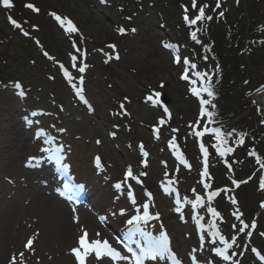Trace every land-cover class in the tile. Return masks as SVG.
Instances as JSON below:
<instances>
[{"label": "rangeland", "instance_id": "1", "mask_svg": "<svg viewBox=\"0 0 264 264\" xmlns=\"http://www.w3.org/2000/svg\"><path fill=\"white\" fill-rule=\"evenodd\" d=\"M154 1L157 3L162 0ZM177 1L186 2L191 17L198 15L194 14L190 8L193 0H176L175 2L171 0L168 2L170 3L169 7L149 6L146 11L138 10L132 6V12L136 10L135 14L131 16L133 22L124 20L122 25L120 24V12L116 11L112 5L113 0H12L14 6L11 9L4 8L0 4V143L3 141L0 147L4 149V152L0 153L2 154L0 164L8 161L5 160L7 154L4 153L11 151L13 145H16L14 137L12 139L7 135L10 132H7L9 130L7 126L9 120L7 119L11 116L14 117L16 122L12 124L20 129L25 126L23 120L30 117L31 111L42 110L44 116L39 119V127L50 128L52 131L64 129L67 132L68 141L73 139L82 146L93 144V141L97 146L95 140L99 141L98 153L102 155L105 167L114 178L124 177L123 171L127 163L135 173H139L141 170L143 175L148 173L147 182L143 181L144 186L156 190L159 199L155 198L153 204H156V207L154 206V209H158L162 213L163 219L166 221L165 224L174 238L176 248L183 258V264H189L188 254H191L194 260L208 264L210 259L214 260L211 251L206 246L204 247L200 241L198 242L194 236L190 235L187 238L186 234L189 235L191 224L184 223L182 217L175 214L177 207L164 201V197L159 191V186L165 178L181 177L182 188L185 189L183 191L188 193V188L197 184L196 170L187 172L181 166H177V164L180 165V161L173 164L167 159L164 139L175 130H179L191 150L195 144L198 146L201 144L200 139L194 141L191 135L194 131L200 130L195 123L202 121L203 114L201 99L191 91L193 87L200 90L202 86L201 76L198 75V73L200 74L199 67L189 63L190 77L187 80L182 79V76L186 74L184 72L186 63L182 62L181 65H177L173 59L174 52L164 49V43L180 39V19L187 12L180 7L176 8ZM26 2L36 4L40 9L39 12L45 15L44 20L38 19L29 10H25ZM217 3L218 0H199V4L207 5V12L214 15L215 20H217L218 13H223L221 16L223 24L228 21L235 24L238 21L242 22V13L249 19V24L256 23L252 34L256 35V40H253L252 44L245 49L247 54L244 53L241 60L246 69V78L243 82H239L240 84L233 86L235 96L246 95L256 85L264 82V0H224L216 9ZM159 12L164 15L165 26L161 24L162 16ZM52 13L71 20L77 31H67L66 24L61 25V28L60 22L55 19ZM9 16L16 18L22 25L25 24L23 29L28 30L31 37H26L19 29L12 27L8 19ZM26 23L29 27L32 24L39 25L40 32L34 35ZM120 28L125 29L123 33L119 31ZM132 29L136 31H132ZM36 37L51 54L57 55L58 59L65 58L63 62L70 68H72L73 57L78 53L83 56L87 55L86 58L91 65H95L86 76L87 91L85 89L83 93L84 104L74 102L72 96L74 92L71 87L69 91L65 92L62 84H56L50 80L49 73H56L59 61H49L48 65H52V69L48 74L43 72L44 68L39 61L38 54L40 45L32 39ZM107 44L116 47L109 49L106 47ZM101 49H103L102 53ZM184 50L189 53L185 47ZM106 52H109V57H111L108 58V63L105 62ZM234 52L238 56L240 55L239 51ZM114 55L119 56L118 61ZM16 79L25 83V91L29 95L25 100L15 96L10 87L12 81ZM63 84H65L64 81ZM156 92L167 95L170 104L166 108L163 105L158 106L159 109L150 107L151 103L146 99V95H153V99L156 100L158 99L154 95ZM236 99L238 98L236 97ZM122 103L126 109L125 114L120 111ZM2 111L10 115L4 119ZM159 118L165 121L169 120V125L164 127L160 141L154 140L151 134V127L157 124L156 119ZM4 138L8 142L5 143ZM142 145L145 148L143 152L148 154L146 160L139 152ZM192 156L193 164L200 168L201 159L197 158L196 153H193ZM240 157H244V154L241 153ZM162 159L166 160V164L162 162ZM143 160L146 161V167L142 164ZM247 160L251 161L250 158H242V161H238L237 166H247ZM18 162L22 167L24 156ZM88 162L90 164V158ZM201 171L204 172L203 169ZM252 174L254 175L253 172L250 173V175ZM4 176L6 174L2 173L0 180L6 183ZM202 176L204 179L207 178V176ZM253 178L255 180V175ZM140 189L142 190V188ZM254 191V187L250 185L244 187L241 190L240 201L246 211L251 209L257 213L261 209L260 207L257 209L258 199ZM210 193L206 194L207 199ZM0 194L2 197L6 195V192L1 191ZM142 194L139 193L140 198L141 195L144 196V193ZM182 198L181 201L183 204L185 203L184 207L188 208L190 200H187L185 195ZM203 198L205 199L204 196ZM148 202L150 201L148 200ZM199 219L201 216L198 218V222H201L202 219ZM258 221L260 223L258 230L264 232V212L259 215ZM232 222L234 220H231ZM207 227L208 224L205 225V230ZM258 230L256 227L253 236L250 233L247 237L252 239ZM28 235V233L25 234L19 242L20 246L10 250V253L5 256V264L10 262V256L18 254L22 250ZM75 238L76 236L73 238V243H75ZM35 245V254H28L24 259L26 264H37L38 261L42 262L43 260L39 256L46 249ZM68 248L50 243V250L45 253L46 259H59L63 252L69 254ZM48 254H51L50 257ZM232 254L229 256L230 259L226 260V264H232L237 260L241 261V264H251L249 260L242 257L241 250Z\"/></svg>", "mask_w": 264, "mask_h": 264}, {"label": "trees", "instance_id": "2", "mask_svg": "<svg viewBox=\"0 0 264 264\" xmlns=\"http://www.w3.org/2000/svg\"><path fill=\"white\" fill-rule=\"evenodd\" d=\"M153 1L113 0L112 3L114 9L120 12L121 19L125 20L132 16V6L140 10L147 7L149 3L154 5ZM170 1L164 2L162 0L155 3V5L169 7L170 3L168 2ZM177 7H179L178 2ZM242 15L243 23L238 21L236 24L230 22L223 24L220 18L215 20L214 16H211L212 19L209 20L205 16L198 23V35L200 38L194 43V47L198 49L199 54L205 53L208 56L212 72H214L210 83L213 95H208L209 104L203 122L205 123L206 121L208 126H222L219 133L205 137L207 159L211 174L210 185L214 188L233 184L238 180L245 179L250 173L258 171L256 180H248L245 184H241L237 191L221 195L218 203L219 207L226 209H233L239 205V202H241V190L249 185L255 189L254 192L258 199L257 209L264 204V188L260 187L261 182L264 181V124L262 113L256 103L248 97L253 89L246 95L242 94L241 96H235L233 91V86L240 84L239 82H243L246 78V69L241 62L242 55L245 53V49L256 39V35H252L256 28V23L251 22L249 24V19L244 17V13ZM35 17L44 20L45 15L39 13ZM38 19L35 18L37 22H39ZM40 30L41 27L36 33ZM182 38L187 41L188 33L183 34ZM197 43H200V45ZM234 51H239L240 55L238 56ZM41 64L45 72L49 71L50 67L46 62L43 61ZM54 82L60 84L58 78H55ZM262 84L260 83L254 88H258ZM241 137L242 142H240ZM227 148H231L232 151H226L221 156L220 151ZM248 151L253 152V157L248 154ZM241 153L244 154L242 158H250L251 161L247 160L248 165L246 167H235L238 161L242 160L240 157ZM233 200L236 202L233 203ZM242 206L240 203V207ZM242 208V218L249 219L256 215V211L251 209L246 211L244 206ZM234 217L239 218L236 213H234ZM259 237V241H261V243L259 242V250L264 255V238L262 236Z\"/></svg>", "mask_w": 264, "mask_h": 264}, {"label": "bare ground", "instance_id": "3", "mask_svg": "<svg viewBox=\"0 0 264 264\" xmlns=\"http://www.w3.org/2000/svg\"><path fill=\"white\" fill-rule=\"evenodd\" d=\"M3 112V111H2ZM10 115L3 112L2 116L5 117ZM37 115H35V120L37 121ZM7 119V118H6ZM9 127L10 131L7 135L9 138L14 137V142L11 151H5L7 158L0 164V178L1 174L4 173V181L0 180V192L5 191V196H0V264H5L4 258L10 253V250H14L20 246L19 242L25 234H29L28 237H32L35 244L39 245L40 248H45L39 257H42V262L37 264H76L72 255L63 252L61 258L56 260L46 259V252H49L50 243L58 244L59 246L69 247L71 249L75 246L74 236L76 235L75 228L84 226V228H89L93 233L96 230L104 231L99 228L96 219L89 213H76L78 214V224H73L72 213L69 209L65 207L63 202L51 195L49 192L51 186H54L53 180L46 182V187H43L41 179L35 177L36 173L32 172L30 168H26L28 157L33 156L34 153L39 152L40 145L38 141L31 138L25 130L24 127L16 128L14 124L16 120L14 117H10ZM30 122H34V118L31 117ZM38 129V126H34L32 130ZM7 138V136H5ZM4 138L6 143L7 139ZM96 139V138H95ZM94 139V140H95ZM8 142V141H7ZM67 143L72 144L70 148L72 149V156H70L72 161V170L75 171L81 180H87L89 182L94 181V173L97 171L93 164L94 158L98 152V147L90 143L81 145L79 142L72 139V141L66 140ZM96 142V140H95ZM3 141L0 145L2 146ZM0 153L4 149L0 147ZM61 149V146H57ZM2 154H0L1 156ZM24 156L23 166L19 165L18 160ZM90 158V164L88 162ZM29 167H32L28 165ZM115 173V171L113 170ZM116 174V173H115ZM106 175V174H105ZM8 177V178H5ZM113 178V177H112ZM8 180L11 184L9 185ZM124 191V189H123ZM1 195V194H0ZM102 195V193H100ZM104 198L109 202L110 196L106 190L103 191ZM102 195V196H103ZM114 203L108 211L104 210V213L111 216L114 223L122 225L125 223V218L129 212H135V206L128 203L126 199L113 198ZM110 205V204H109ZM132 207V210L130 208ZM139 209V207L137 208ZM74 216V215H73ZM108 216V217H109ZM32 234V235H31ZM31 235V236H30ZM28 237L23 243V248L20 252H24V258L26 254L35 253V244L31 249L25 248ZM76 241V238H75ZM38 242V243H37ZM51 254H48L50 257ZM12 256H10L11 258ZM19 260V258H18ZM6 264H9L6 262ZM20 264V263H19ZM32 264V263H31ZM107 264V263H106ZM151 264H157L152 262ZM159 264V263H158Z\"/></svg>", "mask_w": 264, "mask_h": 264}, {"label": "snow or ice", "instance_id": "4", "mask_svg": "<svg viewBox=\"0 0 264 264\" xmlns=\"http://www.w3.org/2000/svg\"><path fill=\"white\" fill-rule=\"evenodd\" d=\"M0 4L3 5L4 8H7V9H11L13 7V2L12 0H0ZM27 8L29 9H32L33 11L35 12H39L40 9L37 8L34 4L32 3H27L25 5ZM193 7H196V0H193ZM207 7V5H204V6H201L199 8V14L195 17V19L189 21L191 24H195L198 20H201V19H204L205 18V8ZM217 7H219V2L217 3ZM52 15L55 17V19L60 22L61 25H67L66 27V30L69 31V32H75L77 31L76 27L72 24V21L71 20H68L67 18H62L61 16L57 15L56 13H52ZM220 15L222 16L223 13H220ZM10 23L19 28L20 27V24L15 20L13 19L11 16L8 17ZM184 19L186 21H188V16L185 15ZM207 19H212L211 16L207 17ZM119 31L121 33L124 32V29L123 28H120ZM132 31H136L135 29H132ZM29 33L28 32H24V35L27 36ZM193 38H195V33H193ZM110 48H115L116 46L115 45H110L109 46ZM165 47H169V45H165ZM45 55H47V53H45ZM111 58V57H109ZM73 59L75 60L76 57H73ZM116 59H119V56L117 55L116 56ZM176 62L179 63L180 62V58L177 57L176 59ZM80 71L83 72L84 71V68H80ZM198 75H203V74H199ZM182 79H185L187 80L188 79V76L185 74L182 76ZM15 87L16 88H21V85L19 82H17L15 84ZM264 87V86H262ZM192 93L196 96H200V93L201 91H204V92H207L209 96H212L213 95V92L211 90V87H205L203 89H200L198 90L197 88L193 87L191 89ZM20 95H24L23 92L20 93ZM157 98L160 97V93L159 92H156L154 94ZM81 99H84V97L81 95ZM147 100L149 101H152L153 103H159V100L156 99V100H153V95H149L146 97ZM125 100H127V97H125ZM86 102V101H85ZM209 101L207 100H201V110L202 112L204 111V108H203V105L205 104H208ZM121 108L124 107L123 103L120 105ZM165 111H167V109H165ZM32 115H36V113H32ZM209 115H211V113H209ZM161 124L164 123L163 120L160 121ZM212 131L214 132H217L219 133V129H212ZM114 135V133H113ZM197 135H202V133H197ZM229 135H231V133H229ZM242 142V137H241V141ZM97 143H99V141H97ZM173 143V147H175V144L174 142ZM230 152L232 151L231 148H227V149H224L222 151H220V155L223 156L225 154V152ZM145 156H147L148 154L145 152L144 153ZM204 155L207 156V151L204 150ZM30 159H34V158H30ZM96 161L97 163L100 162V158L97 157L96 158ZM133 175L132 173V170L131 168L128 169V171L125 173V179H127L128 177H131ZM202 175L204 176H207L208 175V172H207V168H206V161H205V171L202 173ZM116 188H120L121 187V184L120 183H117L115 185ZM261 188H264V181L261 182V185H260ZM151 194L149 193V196ZM218 195L217 192H212L210 193L209 195V199H211V197H214ZM129 196L131 197L132 196V193L129 192ZM197 200L199 201V198H197ZM236 201L233 200V203H235ZM133 203H135V200L133 199ZM177 203H179V200H177ZM262 207H264V204H262ZM143 208H144V211H143V215L140 216V215H137V216H133L131 219L128 220V223L129 224H132L134 221H140V220H149V219H152V218H155V219H159L160 217V214L159 213H156L155 214V217H152L148 211V208H149V205L147 203H145L143 205ZM176 211L179 212L180 211V208L177 207L176 208ZM208 211H210L214 216H218L219 213L213 209V208H209ZM253 227L255 226L254 224L252 225ZM162 227V226H161ZM235 227V225L233 226ZM248 227V225H243L241 228H240V231H244V228ZM218 233H214V235H216ZM87 232L85 231L83 233V235L80 236L79 238V247H76V248H72L71 249V252L75 255L76 259L79 261V264H85V257L87 256V254L90 252V251H95L96 252V255L97 256H100L102 251L103 252H106L107 255L113 257V258H116V259H124V260H127L128 257L127 256H121V253L116 251V249L112 248L108 242L105 240V241H101V240H93L91 243H88L87 241ZM262 235H264V233H262ZM220 239L221 240H224V237L223 236H220ZM33 243L34 241L29 238L27 240V243L25 244V248H28V249H31L32 246H33ZM225 243V248H215L214 251L222 256L224 259H230V257L226 254V249L228 247H231L230 244H228V242L225 240L224 241ZM83 249V254H82V250ZM128 251H132L131 248L128 249ZM255 251V250H253ZM24 252H20L18 254H13V256L10 258V262L9 264H19V261H22L23 258H24ZM133 256L135 257V261H136V264H144V261L145 259H148L149 261H156L157 264H158V258L159 259H164L166 256L170 257L173 264H181V261L180 259L177 258V254L171 249L170 247V240H169V237L167 235V232L166 231H161L160 234H159V237H156V238H153V243L147 248V249H144L141 251V253L139 255H136L135 253H133ZM19 258V260H18ZM261 259H264V256L261 257Z\"/></svg>", "mask_w": 264, "mask_h": 264}, {"label": "water", "instance_id": "5", "mask_svg": "<svg viewBox=\"0 0 264 264\" xmlns=\"http://www.w3.org/2000/svg\"><path fill=\"white\" fill-rule=\"evenodd\" d=\"M163 99L166 102H169L166 95L163 97ZM253 100L258 104L259 108L262 110L264 119V87L254 93Z\"/></svg>", "mask_w": 264, "mask_h": 264}]
</instances>
